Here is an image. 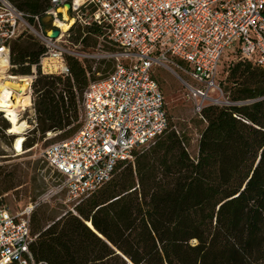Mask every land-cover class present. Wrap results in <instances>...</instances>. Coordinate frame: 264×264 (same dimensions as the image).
Masks as SVG:
<instances>
[{
    "label": "trees",
    "instance_id": "obj_1",
    "mask_svg": "<svg viewBox=\"0 0 264 264\" xmlns=\"http://www.w3.org/2000/svg\"><path fill=\"white\" fill-rule=\"evenodd\" d=\"M11 1L32 15L43 14L51 4ZM84 32L79 29L74 41L86 42L99 30ZM44 52L32 36L11 45V74L29 75L37 66V124L25 149L48 131L61 130V140L76 134L84 91L96 79L92 66L73 56H67L70 75L43 73ZM228 81L227 97L236 103L203 109L207 125L197 157L180 132L170 129L168 114V126L155 144L120 159L112 177L77 204L75 213L48 226L32 213L36 258L49 264H264V68L238 60L230 66ZM2 113L0 134L10 139ZM0 177V196L21 181L17 168L2 165Z\"/></svg>",
    "mask_w": 264,
    "mask_h": 264
},
{
    "label": "built area",
    "instance_id": "obj_2",
    "mask_svg": "<svg viewBox=\"0 0 264 264\" xmlns=\"http://www.w3.org/2000/svg\"><path fill=\"white\" fill-rule=\"evenodd\" d=\"M64 22L72 24L63 29ZM87 27L98 28L96 37L116 46L106 54L113 65L86 87L81 128L43 152L60 178L53 192H65L75 206L112 177L120 159L151 147L166 130V98L155 76L157 66L177 70L201 116L208 105L236 103L225 100L218 81L225 57L235 54L264 68V0H51L41 15L0 0V84L22 82L11 78V45L29 35L45 46L39 61L43 73L70 75L67 56L91 57L81 41H72ZM55 28L60 33L51 37L48 32ZM26 77L27 91H13L7 101L21 98L20 119L35 126L36 65ZM41 201L13 210L0 196V264H49L31 249V216Z\"/></svg>",
    "mask_w": 264,
    "mask_h": 264
},
{
    "label": "rangeland",
    "instance_id": "obj_3",
    "mask_svg": "<svg viewBox=\"0 0 264 264\" xmlns=\"http://www.w3.org/2000/svg\"><path fill=\"white\" fill-rule=\"evenodd\" d=\"M46 24L49 26L48 19H46ZM72 41L75 42L74 40ZM81 49L91 56L84 59L87 65L92 66L91 77L99 78L105 76L113 65V60L107 58L106 54L116 50V46L109 40L98 39L96 33H90L88 34V41L82 42ZM238 60L235 54L229 55V58L225 57L222 60L219 71L218 81L225 91V100L231 102L234 101L227 97L226 93L228 86H230L228 76L230 66ZM176 71V69L166 66H157L155 68V76L166 98L170 124L173 125L170 129L176 128L180 132L191 156L197 157L199 141L207 122L197 112L192 94L178 77ZM5 82L8 85V89L10 88L12 92L20 90L22 85V82H18L16 79L14 81L6 80ZM14 82L19 85V88L14 87ZM1 117H4L11 126L5 111ZM27 123L28 126L22 132L24 140L28 136H33L31 130L34 128V124L31 120L27 121ZM10 126L6 129V134L10 136V139L0 134V151L5 153L4 155L0 154V165L7 167L8 170L17 168L18 179L21 181L15 188L1 194L3 200L13 210H20L31 202L41 199V204L34 209L33 213L36 214L37 218L41 219L44 226H48L53 220L59 219L69 212L75 213V205L68 200L65 192H53L60 178L51 169L43 156V152L48 145L62 139V131H48L34 147L23 148V150L19 151L14 147L17 134L9 131ZM144 149L148 148H138V151ZM3 185L2 177H0V188Z\"/></svg>",
    "mask_w": 264,
    "mask_h": 264
},
{
    "label": "bare ground",
    "instance_id": "obj_4",
    "mask_svg": "<svg viewBox=\"0 0 264 264\" xmlns=\"http://www.w3.org/2000/svg\"><path fill=\"white\" fill-rule=\"evenodd\" d=\"M72 22H67V23H62L63 29H68ZM11 78H21L22 80V85L20 90L16 91L19 93L26 92L28 89V83L29 79L24 76H15L11 74ZM14 87L19 88V85L14 82ZM11 95H13L12 90L9 88L6 82L3 84H0V110H5L6 111V116L11 122V126L9 131L11 133L17 134L14 147L16 150H21L22 149V142L24 141V135H22V132L25 130V128L28 126V123L26 121H22L20 119V108H19V101L21 98H18L17 101H15L13 104H9L7 101V98H9ZM24 101H28V98H24Z\"/></svg>",
    "mask_w": 264,
    "mask_h": 264
},
{
    "label": "water",
    "instance_id": "obj_5",
    "mask_svg": "<svg viewBox=\"0 0 264 264\" xmlns=\"http://www.w3.org/2000/svg\"><path fill=\"white\" fill-rule=\"evenodd\" d=\"M67 7H69V4H67ZM59 33H60V30L57 29V28H55V29H50L49 32H48V34H49L51 37H57V36L59 35ZM87 223H88V224H89V225L95 230V228H94L92 222H87Z\"/></svg>",
    "mask_w": 264,
    "mask_h": 264
}]
</instances>
